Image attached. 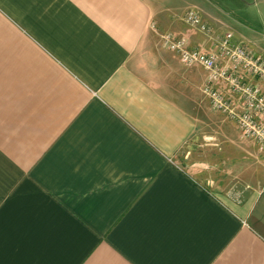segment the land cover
<instances>
[{
  "label": "crops",
  "instance_id": "0c3cea01",
  "mask_svg": "<svg viewBox=\"0 0 264 264\" xmlns=\"http://www.w3.org/2000/svg\"><path fill=\"white\" fill-rule=\"evenodd\" d=\"M226 13L222 27L200 13L212 37L162 29L209 53L232 33L264 56ZM156 18L152 0H0V264H264V151ZM206 145L256 156L255 182L244 158L217 178L221 163L191 157Z\"/></svg>",
  "mask_w": 264,
  "mask_h": 264
},
{
  "label": "built area",
  "instance_id": "2783aa9c",
  "mask_svg": "<svg viewBox=\"0 0 264 264\" xmlns=\"http://www.w3.org/2000/svg\"><path fill=\"white\" fill-rule=\"evenodd\" d=\"M184 21L212 37L213 29L202 21L198 11H188ZM212 39L216 43V51L209 53L189 48L185 39L172 34L163 35L166 47L176 52L185 66H200L207 72L204 92L210 98L213 109L235 122L242 136L255 141L264 151V95L254 84L255 81L264 83V56L243 42L236 43L232 33ZM219 83L229 86L230 96L217 90ZM233 97L241 103L240 113Z\"/></svg>",
  "mask_w": 264,
  "mask_h": 264
},
{
  "label": "rangeland",
  "instance_id": "374dc122",
  "mask_svg": "<svg viewBox=\"0 0 264 264\" xmlns=\"http://www.w3.org/2000/svg\"><path fill=\"white\" fill-rule=\"evenodd\" d=\"M152 2L154 6V13L157 16L156 27L158 25L157 28L159 32L164 35L170 34L166 30H171L172 33H175L180 23H183L184 25L185 16L190 10L199 11L203 16L210 18L212 22L216 23L218 27H222L223 25L219 22H222L223 24L226 22L219 19L221 15L218 14H220V11L223 10L225 13L228 12V15L232 18L231 21L233 28L242 31L247 35H251L252 33V36H259L261 40H264V0H152ZM162 28L166 30H163ZM215 120L217 122L216 125H233L221 114L218 115ZM224 134L225 133H221V136L224 137ZM233 134L230 133V135ZM191 150L192 158H194V156L198 159L212 158L215 162L221 163L222 166L217 171V178H219L220 175H225L223 167L226 158H231L232 160L234 159V168H232L234 171L235 168L240 167V162L235 161V159L244 158V165L249 167V174L247 173L249 180L247 182H255L253 174L250 172L255 166L254 161L256 160V156H249L246 154L242 157L241 153L235 148L228 149L227 147H218L212 149L209 145L195 147ZM238 182L245 183L246 181L236 180L229 181L228 183L230 188H232L231 191L233 193L241 187V183Z\"/></svg>",
  "mask_w": 264,
  "mask_h": 264
}]
</instances>
